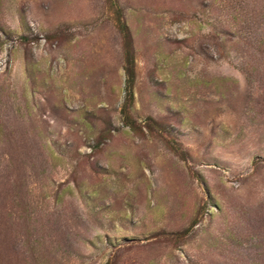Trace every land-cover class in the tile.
<instances>
[{
    "label": "rangeland",
    "instance_id": "374dc122",
    "mask_svg": "<svg viewBox=\"0 0 264 264\" xmlns=\"http://www.w3.org/2000/svg\"><path fill=\"white\" fill-rule=\"evenodd\" d=\"M262 40L264 0H0V264H264Z\"/></svg>",
    "mask_w": 264,
    "mask_h": 264
},
{
    "label": "trees",
    "instance_id": "16d2710c",
    "mask_svg": "<svg viewBox=\"0 0 264 264\" xmlns=\"http://www.w3.org/2000/svg\"><path fill=\"white\" fill-rule=\"evenodd\" d=\"M120 31L123 35V38L125 39V71L128 77L129 85L132 88L133 87V81H134V56H133V48H132V39L129 32V29L126 25V23L121 19L120 20ZM264 43V40L261 41V44ZM256 55V54H254ZM257 62L264 65V50H262L259 55L255 57ZM261 84L264 86V76L261 77L260 80Z\"/></svg>",
    "mask_w": 264,
    "mask_h": 264
}]
</instances>
